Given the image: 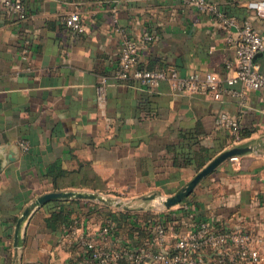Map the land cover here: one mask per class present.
<instances>
[{
  "label": "crops",
  "instance_id": "1",
  "mask_svg": "<svg viewBox=\"0 0 264 264\" xmlns=\"http://www.w3.org/2000/svg\"><path fill=\"white\" fill-rule=\"evenodd\" d=\"M22 1L28 9L22 21L0 2V264H73L76 258L90 264L78 238L148 247L159 223L167 226L168 246L202 219H219L223 229L258 227L264 90L226 80L233 74L226 65L237 61L239 26L190 0ZM207 1L249 20L264 36V0ZM75 11L81 33L66 24ZM125 34L139 41L142 67L173 66L181 76L214 72L222 96L178 91L169 80L144 87L117 78ZM146 34L155 37L146 42ZM255 60L264 73V51ZM233 120L251 130L237 145L253 149L224 160L180 202L161 204L159 198L175 194L231 148ZM61 190L97 196L36 207L16 245L19 216L38 197ZM108 217L119 222L111 238L99 235ZM225 256L226 264H238Z\"/></svg>",
  "mask_w": 264,
  "mask_h": 264
},
{
  "label": "built area",
  "instance_id": "2",
  "mask_svg": "<svg viewBox=\"0 0 264 264\" xmlns=\"http://www.w3.org/2000/svg\"><path fill=\"white\" fill-rule=\"evenodd\" d=\"M0 2L18 20L28 18V9L22 0H0ZM190 2L196 4L202 11L215 13L228 26H239L238 36L233 39L237 61L235 64L226 65L229 70H233V74L226 78L227 82L229 84L241 82L246 89L264 90V73L255 60L256 55L264 51V36L249 20L229 16L207 0H190ZM66 24L78 33L84 31L81 14L77 11L67 16ZM154 37V34H146L144 40L149 42ZM139 50V41L125 34L117 78L134 79L144 87H156L162 81L169 80L178 91L192 93L212 91L216 98L222 96L224 89L216 73L209 71L202 75L196 73L181 76L173 66L157 69L144 68L139 63ZM230 127L234 134L231 146L233 147L241 139L240 122L233 120ZM19 145L23 151H27L30 147L27 140H21ZM219 221V219L200 220L178 234L175 243L171 246L166 244L168 229L164 223L157 224V230L149 239L148 247L118 248L114 244L103 246L93 235L78 238V240L82 243L90 264H118L122 259H125L128 264H226L227 256L225 255L227 254L233 263L264 264V220L259 222L256 229L243 226L223 229ZM118 228V220L108 217L99 235L111 238ZM76 233L77 230L73 229L72 234ZM72 263L87 264L77 258Z\"/></svg>",
  "mask_w": 264,
  "mask_h": 264
},
{
  "label": "water",
  "instance_id": "3",
  "mask_svg": "<svg viewBox=\"0 0 264 264\" xmlns=\"http://www.w3.org/2000/svg\"><path fill=\"white\" fill-rule=\"evenodd\" d=\"M253 149V147L250 146H240L236 145L231 148H228L222 152H220L216 157H214L204 168H202L195 176L194 178L188 182L184 187H182L179 191H177L175 194L168 196L166 198H159L160 202L164 204L165 206H172L181 200H183L192 190L195 188V186L198 184V182L208 175L210 172H212L216 167H218L224 160L227 158L245 153L249 150ZM80 196H91L96 197L97 195L94 192H83L79 190H61V191H53L46 193L40 197H38L36 200H34L25 210L24 212L19 216L17 224H16V245L21 243V233L22 228L26 221L28 220L32 210H34L36 207L42 205L43 203L54 200V199H64V198H71V197H80ZM157 194H153L150 197L155 198ZM107 201V199L100 197ZM111 202L115 204H121V202H118L117 200H110Z\"/></svg>",
  "mask_w": 264,
  "mask_h": 264
},
{
  "label": "trees",
  "instance_id": "4",
  "mask_svg": "<svg viewBox=\"0 0 264 264\" xmlns=\"http://www.w3.org/2000/svg\"><path fill=\"white\" fill-rule=\"evenodd\" d=\"M148 69H152V68H148ZM250 132H251V130L243 129V128H242V125L240 124V130H239V133H240V136H241V137H244V136L248 135ZM231 138H232V139L234 138V135H233V134H232ZM53 217H54L55 219H57V218L59 217V214L54 213Z\"/></svg>",
  "mask_w": 264,
  "mask_h": 264
}]
</instances>
